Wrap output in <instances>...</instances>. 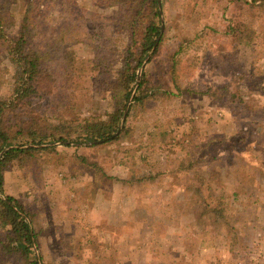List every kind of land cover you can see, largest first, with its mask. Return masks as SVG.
Instances as JSON below:
<instances>
[{"label": "rangeland", "instance_id": "1", "mask_svg": "<svg viewBox=\"0 0 264 264\" xmlns=\"http://www.w3.org/2000/svg\"><path fill=\"white\" fill-rule=\"evenodd\" d=\"M108 1L0 0V6L11 35L31 8L32 43L56 65L68 52L86 62L99 49L115 74L127 33ZM162 5V41L144 66L160 89L132 104L119 140L77 153L56 146L1 170L4 196L33 215L43 264H264V11L239 0ZM239 23L254 29L252 44L228 35V25ZM185 40L191 42L181 54ZM175 56L193 60L181 63L186 72L178 69L176 87L168 76ZM12 74L0 45V100L12 94ZM108 80H83L81 117L112 111ZM56 90L33 97L16 115L27 122L31 108L39 120L50 116ZM8 118L12 127L19 120ZM159 126L165 137L152 144L148 135ZM197 175L205 179L201 194L189 188L199 184ZM212 209L222 210L223 219L215 222ZM0 264L16 263L0 253Z\"/></svg>", "mask_w": 264, "mask_h": 264}, {"label": "trees", "instance_id": "2", "mask_svg": "<svg viewBox=\"0 0 264 264\" xmlns=\"http://www.w3.org/2000/svg\"><path fill=\"white\" fill-rule=\"evenodd\" d=\"M251 11H264V0H239ZM107 6L120 13L118 26L127 33V41L123 48L116 73L111 72L113 64L105 56L97 52L86 61H77L71 52L65 54L57 65L48 51L37 49L32 40L31 8L25 7L21 22L14 35L9 33L10 25L6 21L0 6V45L4 48L8 60L13 67L12 94L10 98L0 100V253L9 257L16 264H43L42 255L38 252L37 233L34 229L33 215L17 200L4 196L2 191V173L4 165L20 160L21 157L43 150H55L56 146L72 148H95L101 144L119 140L114 136L120 126L127 102L132 95V102L126 116L133 105L142 104L157 91L159 85H150L146 68L143 67L138 78V71L147 57L149 63L157 50L163 36V5L162 0H109ZM228 35L241 43L252 44L255 39L254 29L244 23L228 25ZM179 47L183 54L190 40H185ZM185 53V52H184ZM178 56V55H177ZM173 58L171 72L168 75L176 87L178 69L186 67L181 64L183 57ZM108 57V56H107ZM188 70L191 71V68ZM182 72H186L182 69ZM96 75L111 81L109 92L113 109L104 118H83L80 104L86 88L83 80ZM55 89L61 91L55 111L50 115H40L28 108L25 114L28 121L19 119L16 112L31 106V99L41 94L52 95ZM56 90V91H58ZM18 118L16 125L11 126L8 114ZM154 144L165 137L163 127H155L148 135ZM198 176V175H197ZM199 184L192 185L194 193H200L205 179L198 176ZM201 194V193H200ZM201 197H203L201 195ZM206 201L203 202L207 207ZM208 212V210H207ZM213 220L219 222L222 210L212 209ZM202 246H206L203 242Z\"/></svg>", "mask_w": 264, "mask_h": 264}, {"label": "water", "instance_id": "3", "mask_svg": "<svg viewBox=\"0 0 264 264\" xmlns=\"http://www.w3.org/2000/svg\"><path fill=\"white\" fill-rule=\"evenodd\" d=\"M148 58H149V57L146 58V60L144 61L142 67H141V68L139 69V71H138V78H137V81H139V79H140V73H141V70L143 69V67H144L145 64L147 63ZM131 102H132V95L130 96V98H129L128 102H127L126 109H125V111H124V115H123V117H122V119H121V123H120L119 129H118L117 133H116L114 136H118V135H119V133H120V131H121V128H122V126H123V124H124V121H125V118H126V114H127V112H128V109H129V106H130Z\"/></svg>", "mask_w": 264, "mask_h": 264}]
</instances>
